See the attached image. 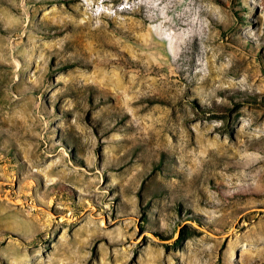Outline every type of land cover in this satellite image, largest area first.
I'll use <instances>...</instances> for the list:
<instances>
[{
	"label": "rangeland",
	"instance_id": "obj_1",
	"mask_svg": "<svg viewBox=\"0 0 264 264\" xmlns=\"http://www.w3.org/2000/svg\"><path fill=\"white\" fill-rule=\"evenodd\" d=\"M0 264H264V0H0Z\"/></svg>",
	"mask_w": 264,
	"mask_h": 264
}]
</instances>
